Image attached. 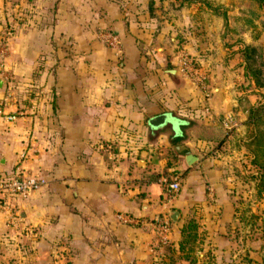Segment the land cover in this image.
<instances>
[{
    "label": "crops",
    "instance_id": "crops-1",
    "mask_svg": "<svg viewBox=\"0 0 264 264\" xmlns=\"http://www.w3.org/2000/svg\"><path fill=\"white\" fill-rule=\"evenodd\" d=\"M4 28L0 169L45 178L14 198L11 216L0 211V237L15 238L19 264H241L229 187L240 185L231 172L248 110L264 104L242 54L249 45L264 59V2L0 0ZM182 52L203 90L179 69ZM229 110L238 123L226 131ZM160 112L187 121L180 134L147 127ZM185 151L196 156L189 165ZM173 176L178 192L163 204V180ZM117 212L166 215L167 241L158 246L151 229Z\"/></svg>",
    "mask_w": 264,
    "mask_h": 264
},
{
    "label": "rangeland",
    "instance_id": "rangeland-1",
    "mask_svg": "<svg viewBox=\"0 0 264 264\" xmlns=\"http://www.w3.org/2000/svg\"><path fill=\"white\" fill-rule=\"evenodd\" d=\"M186 54L193 60L190 53ZM248 67L250 70L259 71L258 80L264 85V59L261 55L249 60ZM254 130L264 132V115L259 117L246 131V138L242 141L243 157L239 165L233 166L234 169L231 172L234 175L232 179L239 180L240 185L229 187L230 193L234 196L233 209L236 215L233 220L234 230L230 232V235L231 239H235L236 244L233 246L236 255H238V242L240 243L239 260L241 264H262L264 262V191L258 192L255 185L257 165L252 161V154L258 153V144L255 141H249V136ZM261 142L264 143L263 136H261ZM16 243L17 241L11 235L3 234L0 237V264H19V256L23 253L16 250Z\"/></svg>",
    "mask_w": 264,
    "mask_h": 264
},
{
    "label": "built area",
    "instance_id": "built-area-1",
    "mask_svg": "<svg viewBox=\"0 0 264 264\" xmlns=\"http://www.w3.org/2000/svg\"><path fill=\"white\" fill-rule=\"evenodd\" d=\"M8 34V28L0 30V73L2 75L4 71V60L9 49ZM99 34L101 40L106 46L116 52L120 51V41L109 29H103ZM178 67L184 75L193 77L202 90L205 88L203 76L197 74L194 67V61L191 60L190 56L186 53L182 52L178 56ZM261 94L264 97V87L261 88ZM262 99L263 98H261L260 103L263 101ZM9 117H12V115ZM237 123L238 119L232 110L224 112L220 117V124L226 131L235 128ZM44 183L45 178L42 175L26 174L17 168L8 171L0 169V211L6 212L8 216H11L14 207V198L27 196L31 191L40 188ZM178 189L179 180L177 176L164 179L162 187L163 204H168L175 197ZM115 216L122 223L142 225L151 229L154 237L157 238L156 242L158 243V246L165 243L168 239V217L166 215L158 214L147 220H138L136 217L124 212H117Z\"/></svg>",
    "mask_w": 264,
    "mask_h": 264
},
{
    "label": "trees",
    "instance_id": "trees-1",
    "mask_svg": "<svg viewBox=\"0 0 264 264\" xmlns=\"http://www.w3.org/2000/svg\"><path fill=\"white\" fill-rule=\"evenodd\" d=\"M258 3H261L264 0H255ZM242 54L244 61L246 62L245 69L248 71L249 76L251 77L254 85L256 87H260L263 85L262 82H259L257 74L259 73L258 70H250L248 67V61L254 58L255 56L259 55V52L252 46L245 45L242 48ZM264 115V104L263 103H257L254 106H252L248 110L246 124L249 126H252L256 120L259 119ZM261 136L264 137V132L261 130H254L253 133L249 136V141H255L257 145L258 153L252 154V161H254L257 165V179L255 182L256 189L258 192L264 191V143L261 142ZM193 226V224L189 223V226ZM188 264H207L205 262L198 263L195 259H190ZM264 264V262H262Z\"/></svg>",
    "mask_w": 264,
    "mask_h": 264
},
{
    "label": "water",
    "instance_id": "water-1",
    "mask_svg": "<svg viewBox=\"0 0 264 264\" xmlns=\"http://www.w3.org/2000/svg\"><path fill=\"white\" fill-rule=\"evenodd\" d=\"M0 85H1V79H0ZM145 119H146V125L150 130L160 129L164 127L165 125H169L175 135L181 133L179 125L183 123H187L185 119L177 117V116H172L168 112L156 113V114L146 117ZM174 148L177 150H180L183 148V146L180 144H175ZM195 159H196V156L194 154H192L189 151H185L184 161L186 164L188 165L191 164ZM168 215L171 220H176L178 216V210L175 208H171L168 211Z\"/></svg>",
    "mask_w": 264,
    "mask_h": 264
}]
</instances>
